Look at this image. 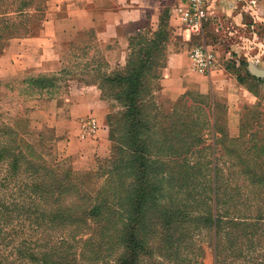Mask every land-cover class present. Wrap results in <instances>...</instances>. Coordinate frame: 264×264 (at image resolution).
<instances>
[{
  "label": "trees",
  "instance_id": "1",
  "mask_svg": "<svg viewBox=\"0 0 264 264\" xmlns=\"http://www.w3.org/2000/svg\"><path fill=\"white\" fill-rule=\"evenodd\" d=\"M18 6L14 11L20 20L31 15V21L24 25L0 18V41L24 38L28 27L42 20L39 5L23 0ZM151 35L140 39V48L129 55L122 72L102 75L100 84H93L122 108L116 151L112 147L111 155L97 160L94 169L47 166L21 133L0 122V264H188L190 259H182L180 252L193 230L211 231L216 258L223 251L218 236L234 238L231 228L242 223L237 217L241 197L264 189V141L242 130L235 147L223 148L224 170L211 166L210 178L196 194L202 199L186 201L195 190L191 177L198 168L185 160L193 151L186 142L188 133H181L184 125L166 121L154 159L148 138L139 137L146 126H160L141 116L156 52L165 39L164 32ZM108 127L114 145L115 130ZM157 173L162 176L152 180ZM178 190L187 193L184 199L173 195ZM260 257L264 264V251Z\"/></svg>",
  "mask_w": 264,
  "mask_h": 264
},
{
  "label": "rangeland",
  "instance_id": "2",
  "mask_svg": "<svg viewBox=\"0 0 264 264\" xmlns=\"http://www.w3.org/2000/svg\"><path fill=\"white\" fill-rule=\"evenodd\" d=\"M19 1L23 2V0H0V18L8 19L14 23L21 22L20 19L23 17L14 11L16 8L20 9ZM248 1L208 0L206 20L201 33L190 42H185L176 25L178 21L175 16V7L178 0H166L164 12L155 26L149 21L128 26L130 48L128 47L126 56L115 67H107L102 55L103 47L95 41L90 31H78L67 42L49 43V41H45L40 44L44 49L48 48V53L50 49L55 62L57 61L52 72H49L48 56L42 60L45 62L43 67H40V63H42V57H40L36 58L39 67L37 65L21 68L18 73L10 75L7 71L11 70L13 63L19 65L31 61L32 58L21 56L24 49L27 48L21 40L35 38L31 37V33H39L43 26L45 13L49 11L51 4V0H30L40 6L43 14L42 20L30 25L28 35L24 38L13 37L0 41V122L9 124L18 133H21L25 142L26 137L33 138L38 134V139L43 146L40 152L33 149L45 165H54L58 170H73L75 172L94 169L97 160L110 156L111 150L118 145V138L121 135L119 118L122 112L119 103L106 96L105 90H102V95L99 91V104L103 108V124L106 129L105 143L95 148L94 152L89 153L83 159H78V156L69 157L64 153H55V149H53L55 147V123L58 122L59 117L64 116L67 110L66 106L75 101L85 86L94 83L100 84L99 78L102 75L111 76L122 72L129 55L140 48L141 38L147 39L152 36V33L164 32L165 39L159 43L156 52L157 63L153 79H150L148 83V94L144 98L141 112L144 122L149 121L151 124L155 122L160 126L149 129V126H146V130L141 132L139 137L148 138L149 152L153 157L151 159H154V154L160 151L157 148H161L159 143L162 139L159 132L166 121L182 123L185 129L180 131L183 133L185 130L188 133L189 139H185L193 151L192 156L186 157L185 160L188 166L198 168V172L191 177L194 178L192 185L195 190L192 189L189 194L190 198H185L187 193L179 190L174 191L173 195H177L181 199L185 198L186 201H190L193 196L198 200L202 199L196 194L210 178L211 166L215 164L224 170L227 160L223 148L235 147L232 146L234 140L242 130L246 129L248 134L255 132L257 138L264 141V78H255L247 70L250 65L264 72V52L259 58L236 57V54L231 51V45L234 41L240 42V40L237 34L228 35V31L232 33L238 29L244 31L246 22H243V28L238 25L239 22L241 24V21L235 22L229 15L241 14L244 20V15L250 13L248 8L246 10ZM229 4L232 5V9L228 15ZM25 13H27L26 10ZM28 13L31 14V11L28 10ZM33 15L36 14L33 13ZM30 16L23 19L25 20V22L22 21L25 23L24 25L31 21L32 17ZM169 19H171L172 25L169 24ZM229 23H232L234 29ZM31 28L39 30L32 32ZM132 31L134 32L131 34ZM76 35L78 36L76 37ZM194 44H204L215 52L216 62L221 64L230 77L238 79L247 91L248 101L246 103L238 104L234 108V105L231 106L228 99L219 91L210 89L205 93L198 91L195 79L201 76L192 72L188 62V51ZM249 45L250 47L254 46ZM172 53L179 54L180 61L183 63V71L179 74L182 83L177 81L179 85L176 88V95L171 90L164 92L162 90L170 86L167 82L170 78L166 77L167 73L163 69L169 65V55ZM248 59L249 61H247ZM29 80H34L36 84H28ZM88 119L92 120V118ZM108 126L115 130L113 136L116 144L114 145L110 140ZM90 135L94 136L95 132H91ZM262 145L258 143L257 146ZM178 163L180 165V160L177 161ZM258 163L260 162L258 161ZM161 176V173L153 174L151 179L158 180ZM202 194L206 197V190ZM246 194L241 197L240 206L237 207L239 212L237 217L242 223L231 228L234 238L228 241L225 236H218L217 242L223 246L220 256L215 257L211 231L207 228H197L189 235L184 249L180 252L182 259H190L188 264H192V258H194V264H261L260 255L264 251V189L260 188L256 192H247ZM232 214H230L231 217ZM77 237L84 238L81 234H78ZM53 239L55 240L56 237ZM120 252V248L114 252L111 257L112 262H115ZM78 264L86 263L79 261Z\"/></svg>",
  "mask_w": 264,
  "mask_h": 264
},
{
  "label": "crops",
  "instance_id": "3",
  "mask_svg": "<svg viewBox=\"0 0 264 264\" xmlns=\"http://www.w3.org/2000/svg\"><path fill=\"white\" fill-rule=\"evenodd\" d=\"M165 6L166 0H51L49 11L44 16L42 28L40 30L31 28L32 32L39 30V33H31V37L35 38L21 40L27 47L21 56L30 57L31 61L19 65L13 63L11 70L7 72L11 75L18 73L21 68L37 65L39 67L36 58L42 57V61L44 57L48 56L49 72H52L57 61L55 62L50 49L48 53V48L44 49L40 44L45 41H49V43L67 42L78 31H91L95 41L103 47L102 55L105 64L109 68L115 67L127 53L130 36L128 26L139 25L143 21H149L155 26L162 16ZM247 8L248 5H246V10ZM230 9H232L231 4L227 10L228 15ZM247 15H244V20L241 14L229 15L235 22L241 21V24L240 22L237 24L243 28V22H246L244 31L241 29L233 33L228 31V35L237 34L240 40V42L232 43L231 51L236 54V57L259 58L264 52V12L256 14L251 12ZM169 24H171V19H169ZM229 24L232 26V23ZM176 25L182 34L178 23ZM232 29H234L233 26ZM249 44L254 46L250 47ZM32 45L33 48H31ZM169 57V65L163 70L167 73L166 77L170 78L167 81L170 86L162 90L163 92L171 90L176 95V88L179 85L177 81L182 83L179 74L183 71V63L177 53H172ZM40 64V67H43L45 62L42 61ZM195 81L200 93H205L209 89L219 91L228 99L231 106L234 105V108L238 104L248 101V93L245 88L235 78L230 77L218 62L215 63V67L209 74L197 77ZM66 108L64 116L59 117L58 122L54 125L55 147L53 149H55V153H64L69 157L78 156V159H83L89 153L94 152L95 148L105 143L106 129L103 124V108L99 104V90L93 85L85 86L75 101L67 105ZM88 118H92V120ZM88 120L95 122L97 129L94 130V136L90 135L86 129ZM26 141L35 150L41 151L43 145L38 139V134L33 138L26 137Z\"/></svg>",
  "mask_w": 264,
  "mask_h": 264
},
{
  "label": "built area",
  "instance_id": "4",
  "mask_svg": "<svg viewBox=\"0 0 264 264\" xmlns=\"http://www.w3.org/2000/svg\"><path fill=\"white\" fill-rule=\"evenodd\" d=\"M208 0H178L175 7V16L182 30V40L190 42L202 31L206 18ZM248 9L250 13L264 12V0H249ZM188 62L192 72L206 76L214 68L216 54L204 44H194L188 51ZM89 133L94 132L96 126L93 121L86 122Z\"/></svg>",
  "mask_w": 264,
  "mask_h": 264
},
{
  "label": "water",
  "instance_id": "5",
  "mask_svg": "<svg viewBox=\"0 0 264 264\" xmlns=\"http://www.w3.org/2000/svg\"><path fill=\"white\" fill-rule=\"evenodd\" d=\"M248 72L256 78H264V72L261 70H257L255 67L248 65Z\"/></svg>",
  "mask_w": 264,
  "mask_h": 264
}]
</instances>
